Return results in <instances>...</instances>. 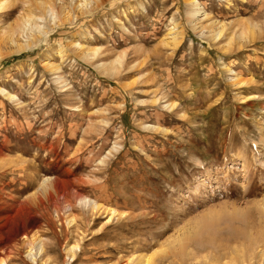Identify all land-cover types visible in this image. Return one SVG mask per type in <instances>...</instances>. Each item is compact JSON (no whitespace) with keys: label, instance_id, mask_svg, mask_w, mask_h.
<instances>
[{"label":"rangeland","instance_id":"obj_1","mask_svg":"<svg viewBox=\"0 0 264 264\" xmlns=\"http://www.w3.org/2000/svg\"><path fill=\"white\" fill-rule=\"evenodd\" d=\"M27 14L0 40L5 264H264V0H5L0 27Z\"/></svg>","mask_w":264,"mask_h":264},{"label":"bare ground","instance_id":"obj_2","mask_svg":"<svg viewBox=\"0 0 264 264\" xmlns=\"http://www.w3.org/2000/svg\"><path fill=\"white\" fill-rule=\"evenodd\" d=\"M72 1V0H71ZM186 2H188V4H194V0H185ZM4 3H5V0H0V8H3L4 7ZM40 5V4H39ZM41 8L43 10H46L47 12H50V8L45 6L44 3L40 5ZM82 6V5H80ZM61 8V7H60ZM60 11L63 12V10L61 9ZM195 14H197V11L195 12ZM194 13H191L189 15H187V18L189 21H193V19H196L195 17L197 15H195ZM55 18H56V15H55ZM43 18L42 17H35L34 15H24V22H22L21 24L17 23L15 24L14 26H7L6 27H0V40L1 41H8V42H15L18 40V36L19 35H22V37H25V41H28L29 38L32 39V36H33V32L32 30L33 29H37L38 30V33L40 34L42 32V27L38 24H36V20H40V21H43L42 20ZM43 23V22H42ZM1 25V24H0ZM176 27V26H175ZM219 27V26H218ZM44 32V31H43ZM180 31H176V32H173L171 35V41H173V44L176 43L178 41V38H177V35ZM201 32V31H200ZM210 32V31H209ZM35 33H37L35 31ZM169 34V33H168ZM181 35V34H180ZM213 35V34H212ZM211 35V36H212ZM35 36V35H34ZM206 36V35H205ZM214 37V36H213ZM169 41V40H168ZM27 43V42H26ZM31 43L28 42L27 44ZM170 43V42H169ZM73 44V43H72ZM177 44V43H176ZM73 47L76 48V46H78V49H80V45H72ZM21 48V45L19 46ZM18 47V48H19ZM19 48V49H20ZM82 48V47H81ZM75 50V49H74ZM81 50V49H80ZM94 51V49H92ZM83 53V52H82ZM88 202V200H84V202ZM83 202V201H82ZM91 204L96 208L98 205L97 203H94V202H91ZM99 208V207H98ZM97 208V209H98ZM69 216V215H68ZM201 218V217H200ZM72 220V219H70ZM199 222V221H198ZM196 226V225H195ZM246 237V236H245ZM36 239V238H34ZM37 240V239H36ZM182 241V240H181ZM36 243V242H35ZM254 244V243H253ZM256 245H258L256 243ZM249 246V245H248ZM204 248V246H203ZM37 249L38 251H41V246L38 245L37 246ZM241 250V249H240ZM1 252V251H0ZM6 252V251H5ZM36 252V251H35ZM2 253V252H1ZM239 253V252H238ZM5 254V253H4ZM245 254V253H244ZM252 254V253H251ZM32 256V255H30ZM224 256V255H223ZM2 257V256H1ZM0 257V264H5V261ZM5 257V256H4ZM217 257V256H216ZM248 257V256H246ZM251 257V256H250ZM6 258V257H5ZM237 258V257H235ZM34 259V258H32ZM147 260V259H146ZM176 260V259H175ZM241 260V259H240ZM246 260V259H245ZM7 261V260H6ZM190 263V262H189Z\"/></svg>","mask_w":264,"mask_h":264}]
</instances>
